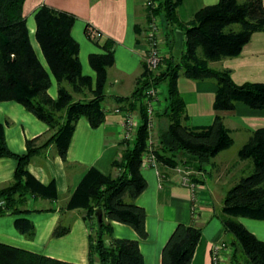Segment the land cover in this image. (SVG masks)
I'll return each mask as SVG.
<instances>
[{"label":"trees","instance_id":"16d2710c","mask_svg":"<svg viewBox=\"0 0 264 264\" xmlns=\"http://www.w3.org/2000/svg\"><path fill=\"white\" fill-rule=\"evenodd\" d=\"M155 1V7L144 5L146 21L151 13L159 15L162 41L168 46H171L174 28H181L185 35L184 48L177 58L171 53L164 55L163 64L155 72L144 66L133 92L124 98L125 107L138 110L140 124L130 145L120 158L113 161L118 174H103L90 167L66 202V208H83V217L90 224L86 264H143L137 238L110 234L111 221L117 220L132 226L139 237L147 235L146 212L135 198L146 186L141 164L147 147L143 88L149 81L148 77L156 85L162 82L166 85L163 104L156 112L157 117L162 116L166 120L156 130L157 164L174 166L182 157H185L184 163L191 157L195 161L194 167L203 169L216 153L233 142L218 112L205 126L184 123L187 115L185 101L177 85L180 74L193 79L215 80L217 86L212 106L216 111L232 109L237 101L264 108V82L236 83L229 68L210 65V61L237 55L252 32L264 29V0H217L201 6L189 21L181 20L178 15L181 0ZM23 3L24 0H0V101L22 103L45 121L51 132L39 144L35 143L38 137L28 139L26 149L15 152L6 143L0 122V156L16 159L11 180L0 183V215L23 212L25 208L22 206L31 195L56 196L53 180L42 184L29 172L27 163L34 153L49 143L55 145L65 160L77 118L83 115L91 126H97L104 120L102 100L107 67L114 61L111 39L103 42V52L89 54V63L96 72L93 85L91 75L81 70L78 42L71 34L74 14L47 4H41L34 13L35 37L42 60L30 42ZM51 76L57 82L56 97L48 93ZM237 154L239 158H249L253 167L226 190L223 198L219 216L227 234L228 242H225L232 246L229 264H264V240L238 219V216L264 219V126L250 132ZM98 209L102 212L100 220ZM15 225L28 235L33 232V223L27 217H16ZM68 229V224L58 222L52 234L59 236ZM200 234L201 227L196 224L177 223L162 248L161 264H189ZM107 236H110L109 243L105 241ZM0 264L79 263L0 241Z\"/></svg>","mask_w":264,"mask_h":264},{"label":"crops","instance_id":"0c3cea01","mask_svg":"<svg viewBox=\"0 0 264 264\" xmlns=\"http://www.w3.org/2000/svg\"><path fill=\"white\" fill-rule=\"evenodd\" d=\"M216 1L181 0L177 8L178 15L181 20L189 21L201 6ZM41 4L74 14L71 34L78 42L81 70L91 75L93 85L96 72L89 63V54L103 52V42L106 39L112 40L114 61L107 67L105 96L102 100L105 118L97 126H91L83 115L77 118L65 160L53 143L41 147L31 156L27 169L42 184L53 180L56 196L31 195L22 206L25 208L23 212L1 214L0 241L57 259L86 264L90 224L83 217V208H66V202L90 167H95L103 174H118L113 161L120 158L123 150L130 145V141L121 138L123 113L114 108L125 107L124 98L133 92L137 78L145 66L144 5L142 0H24L23 13L26 16L30 42L42 60L35 37L34 19V13ZM93 30L100 32V35H92L90 32ZM172 38L171 46L162 42V52L163 56L171 53L177 58L184 48V31L174 28ZM210 65L229 68L236 83L264 82V29L252 32L237 55L210 61ZM177 85L185 101L187 115L184 123L205 126L213 121L218 112L228 127L233 142L216 153L203 169H196L191 157L185 163L193 168L191 176L197 183L195 200L191 197L190 188L181 183V174L175 169L177 165L184 163L182 161L185 157L174 166L142 163L141 172L146 179V186L137 195L135 202L145 209L147 235L139 237L129 224L112 220L110 236L137 238L143 264H161L162 248L177 223L196 224L201 227V234L189 264H213L212 244L218 241L228 242L219 216L226 190L253 167L252 161L249 158H239L237 151L253 129L264 126V108H254L237 101L232 109L216 111L212 102L217 85L212 78L193 79L180 74ZM48 93L52 97L57 96L54 76H51ZM0 122L6 143L15 152L24 151L28 139L38 137L35 143L39 144L51 132L45 121L15 100L0 101ZM164 123L165 118L158 117L157 128ZM15 166L14 157L0 156V183L11 180ZM18 216L32 221L31 235L16 228L15 218ZM238 219L258 238L264 240V219L249 216H238ZM58 222L68 224L69 229L64 234L55 236L52 230ZM110 236L105 238L106 243H109ZM230 247L231 250L225 254V264H229L232 252V246Z\"/></svg>","mask_w":264,"mask_h":264},{"label":"built area","instance_id":"2783aa9c","mask_svg":"<svg viewBox=\"0 0 264 264\" xmlns=\"http://www.w3.org/2000/svg\"><path fill=\"white\" fill-rule=\"evenodd\" d=\"M145 4L150 7H155L157 1L144 0ZM94 36H99L100 32L93 30L90 32ZM144 42L145 52L143 60L145 66L149 71L155 72L158 67L163 64V52H162V36H161V23L159 15L151 13L146 21V27L144 30ZM148 83L143 88V103L146 111V127H147V147L142 154V163L147 165H157V159L155 154L156 138V126L157 116L156 112L161 107V90L159 85L153 82V79L148 77ZM115 111H121L123 113L122 132L121 138L124 141H131L135 138L137 128L140 124V115L138 110L130 109L128 107H115ZM175 169L181 174V183L191 190V197L193 200L196 198L195 189L197 183L192 179L193 169L190 165L182 163L175 167ZM194 210V205L192 206ZM231 247L225 241H218L212 244L211 258L213 264H225V254L230 251Z\"/></svg>","mask_w":264,"mask_h":264},{"label":"rangeland","instance_id":"374dc122","mask_svg":"<svg viewBox=\"0 0 264 264\" xmlns=\"http://www.w3.org/2000/svg\"><path fill=\"white\" fill-rule=\"evenodd\" d=\"M143 5H145L144 3H143ZM146 27V20H145V24H144V28ZM159 88H160V90H161V94H160V97H161V105L163 104V100H164V95H165V93H166V85H165V83L164 82H162V83H160L159 84ZM157 119H158V117H157ZM156 130H157V126H156ZM238 140V139H237ZM157 142V141H156ZM155 146H156V144H155ZM193 169V168H192Z\"/></svg>","mask_w":264,"mask_h":264},{"label":"water","instance_id":"95a60500","mask_svg":"<svg viewBox=\"0 0 264 264\" xmlns=\"http://www.w3.org/2000/svg\"><path fill=\"white\" fill-rule=\"evenodd\" d=\"M97 217H98V220H100L102 217V212L100 209L97 210Z\"/></svg>","mask_w":264,"mask_h":264}]
</instances>
